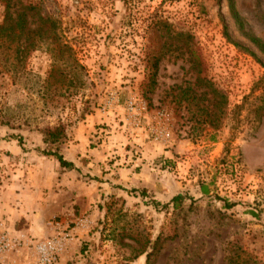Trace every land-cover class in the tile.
<instances>
[{"label": "rangeland", "instance_id": "rangeland-1", "mask_svg": "<svg viewBox=\"0 0 264 264\" xmlns=\"http://www.w3.org/2000/svg\"><path fill=\"white\" fill-rule=\"evenodd\" d=\"M10 1L55 31L0 39V220L36 238L82 220L57 264H264V0ZM109 92L116 117L91 124ZM132 95L167 148L121 127ZM70 148L74 169L44 155Z\"/></svg>", "mask_w": 264, "mask_h": 264}, {"label": "built area", "instance_id": "built-area-1", "mask_svg": "<svg viewBox=\"0 0 264 264\" xmlns=\"http://www.w3.org/2000/svg\"><path fill=\"white\" fill-rule=\"evenodd\" d=\"M120 109L116 92H109L98 107L101 116L113 114ZM119 116L121 127L137 135L143 133L149 144L164 148L170 145L167 119L163 114L149 116L145 102L136 95L128 96L122 104ZM72 223V222H71ZM50 234L33 237L16 231L0 220V262L2 264H57L59 255L74 238V231L82 227V220L74 222H50Z\"/></svg>", "mask_w": 264, "mask_h": 264}, {"label": "trees", "instance_id": "trees-1", "mask_svg": "<svg viewBox=\"0 0 264 264\" xmlns=\"http://www.w3.org/2000/svg\"><path fill=\"white\" fill-rule=\"evenodd\" d=\"M4 2L3 16L0 21V39H5L8 42H14V50H18L16 43L20 39V36L24 34L26 39H29L30 36L35 33L40 35V27H45L42 33L47 34L48 37L54 35L55 27L54 21L47 15H41L39 10L30 3L28 5H18L12 3L10 0H1ZM231 9V6H229ZM34 19L35 23H38V28L30 30L27 26L30 22L29 20ZM39 29V30H38ZM36 31V32H35ZM252 43L256 46L258 51L264 54V45L260 44L256 40H251ZM264 68V66H262ZM264 75V74H263ZM40 134L42 136L41 141L45 145L49 146H58L65 141V133L63 126L61 124H56L53 126H46L41 129ZM19 143L20 138H15ZM46 156H52L58 163V166L63 169H74V166L71 162L65 161L60 154L55 151L47 150L45 152ZM205 192L204 190H202ZM182 196L177 194L169 200V203L172 207L179 205Z\"/></svg>", "mask_w": 264, "mask_h": 264}, {"label": "crops", "instance_id": "crops-1", "mask_svg": "<svg viewBox=\"0 0 264 264\" xmlns=\"http://www.w3.org/2000/svg\"><path fill=\"white\" fill-rule=\"evenodd\" d=\"M91 117V120H90V123L92 124L93 122V119L95 118V120L94 121H97V123L98 122H100V121H102V122H106V123H108V122H112L111 120H112V118H115L116 116H90ZM87 131H90V128H88V130ZM79 146V145H78ZM68 147H70L69 145H68ZM70 155H71V157L72 158H70L69 160H67L68 162H71L72 164H74V163H76L78 160H79V157H83V155L85 154V152L84 153H82V152H79V151H77L76 152V150H72V148H70ZM77 155H79V157H77ZM98 159V161H100L99 160V157L97 158ZM102 159V158H101ZM91 163H97V162H92V160L90 161ZM90 165V164H89ZM123 170H125V171H127V169H117V172L120 174V173H122L123 172ZM111 171H110V173H108V175H111ZM107 175V174H106ZM105 175V176H106ZM112 181V180H111ZM121 180H116L115 182H112V183H119ZM31 226H29L28 227V230H31Z\"/></svg>", "mask_w": 264, "mask_h": 264}]
</instances>
